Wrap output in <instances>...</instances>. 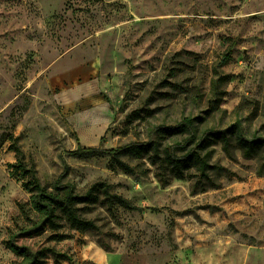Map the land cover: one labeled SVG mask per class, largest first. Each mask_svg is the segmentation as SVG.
<instances>
[{"label":"rangeland","instance_id":"obj_1","mask_svg":"<svg viewBox=\"0 0 264 264\" xmlns=\"http://www.w3.org/2000/svg\"><path fill=\"white\" fill-rule=\"evenodd\" d=\"M184 115L264 136V0H0V264L17 259L4 241L29 200L12 133L44 183L107 182L140 208L97 204L98 227L61 229L47 264H264L263 149L212 146L224 169L205 190L194 170L163 182L147 157H124L129 174L69 153L166 142L151 126Z\"/></svg>","mask_w":264,"mask_h":264},{"label":"trees","instance_id":"obj_2","mask_svg":"<svg viewBox=\"0 0 264 264\" xmlns=\"http://www.w3.org/2000/svg\"><path fill=\"white\" fill-rule=\"evenodd\" d=\"M218 82L213 83L215 88H218ZM207 123L206 116L184 115L173 125L162 123L151 126L152 133L160 136V139L169 137L166 142L151 138L148 141L128 142L117 148L79 144L69 153L79 158L108 155L112 166L129 174H134L135 170L124 157H147L159 169V177L163 182L167 181L168 175L183 179L194 170L198 175L195 189L200 186L201 190H205L216 185L210 170L216 169L218 172L224 169L211 163L212 146L221 143L229 154L232 153V147L237 146L245 157H253L261 149L264 150V136L257 133L248 135L240 119L222 129L205 125ZM8 139L11 141L10 149L16 154L15 161L8 164L10 175L21 183L29 194V200L18 204L19 213L4 241L5 246L17 257L7 264H47L51 255L64 257L51 242L64 238V234L59 232L64 227L79 231L96 229V222L87 217L85 212L97 204L113 215L119 207L140 210L128 198L114 193L107 182L93 183L87 190L81 191L64 174L52 184L44 183L36 163L27 159L18 137L12 133Z\"/></svg>","mask_w":264,"mask_h":264}]
</instances>
